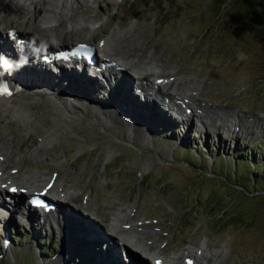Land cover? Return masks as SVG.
<instances>
[{
  "label": "rangeland",
  "instance_id": "obj_1",
  "mask_svg": "<svg viewBox=\"0 0 264 264\" xmlns=\"http://www.w3.org/2000/svg\"><path fill=\"white\" fill-rule=\"evenodd\" d=\"M24 4L17 7L15 0H0V21L8 26L14 23L30 36L46 35L58 50L79 41L97 46L111 32L119 56L129 58L138 67L160 70L158 75L177 73L175 76L184 79L172 91L197 90V103L206 104V110L212 113L206 111L204 124L181 106L186 116L179 119L162 110L159 103L144 100L142 95L138 97L134 90L129 89L124 97L121 89L110 85L112 76L92 78L79 70L74 74L81 81L73 87L67 88V81L54 83L67 90L64 93L56 90L64 96L62 99L71 101L67 95L74 97L73 104L78 106L74 122L65 123L48 111L47 104L54 96L48 93L51 88L31 86L42 89H32L36 93L18 94V97L16 92L8 96L30 99L32 112L38 116L36 125L45 141L40 144L41 134L28 131L21 120L7 117L0 110V147L8 151L16 145L12 158L4 163L1 179L13 175L18 182L35 183L33 188L37 189L45 186L50 177L66 181L76 193L66 198L63 206L75 207L107 233L114 232L107 223L113 212L121 209L125 214L133 210L130 220L145 219L139 225L143 229L138 234L144 235L142 232L146 231L145 239L162 241L164 249L160 246V251L164 257L181 256L189 246L203 250V244L208 243L210 247L205 252L210 264H264V192L262 195L250 189L252 197L229 183L234 181L233 172L235 181L249 176L246 169L250 161L245 158L240 159L248 164L240 162L235 169L231 167L234 150L257 153L256 158L264 156V125L261 124L264 120V25L259 26L256 21L249 23L248 13L254 5L227 0L220 10L217 0H25ZM261 7L258 11L264 9ZM50 50L44 52L45 56L51 55ZM240 53L246 58L238 59ZM26 64L19 69L27 70L30 63ZM42 68L34 66L28 70L55 73ZM121 74L118 72L117 80ZM97 84H102V88ZM95 111L109 123L95 119ZM236 114L244 116L234 128L226 120L237 117ZM159 119L168 122H156ZM129 130L134 135L128 136ZM180 140L181 145H177ZM108 142L112 148L106 150ZM205 146L215 150L224 147L230 154L223 161L215 154L209 156L200 150ZM200 164L207 169L211 166L215 172L220 164L227 165L229 182L210 170L199 173ZM241 183L244 188L249 186L244 180ZM255 187L264 189V181L257 180ZM55 195L61 196L53 188L48 196ZM49 214L47 218L53 219L54 214ZM13 221L20 238L11 251L3 254L0 264H67L72 246L77 242L86 243L85 238L88 239L79 234V224L74 226V231H61L43 220L27 222L24 212L19 211L18 214L11 212L8 220H0L4 248L7 238L1 228L11 227ZM38 235L45 238L49 249L50 245L57 248L52 256L47 257L55 249L44 253L46 261L45 258L41 262L35 260ZM116 237L115 244L120 243V235ZM91 239L95 261L111 264L106 259L109 245L105 249L104 244ZM150 247L151 251L158 249L156 244ZM120 248L126 257L123 245L119 244ZM137 249L140 253H130L138 261L153 264L145 258L148 254ZM185 256L175 260L176 264H187Z\"/></svg>",
  "mask_w": 264,
  "mask_h": 264
},
{
  "label": "bare ground",
  "instance_id": "obj_2",
  "mask_svg": "<svg viewBox=\"0 0 264 264\" xmlns=\"http://www.w3.org/2000/svg\"><path fill=\"white\" fill-rule=\"evenodd\" d=\"M24 2L25 0H15V6H21L22 4H24ZM43 21L44 20H42V23ZM0 26H2V29L0 28V55L10 57L11 59H9L8 61L10 62V64H13L10 68H5L2 64H0V85H6L8 89V94H0V110L3 111L5 113V116L7 117H14L21 120L22 124L28 127V131L35 130L39 133V135L41 134L36 125V123L38 122V116L36 115V113L32 112V109L30 107L32 104L29 101L30 99H16V97H18V94L24 95L26 93H36V90L32 89H42L41 87L32 88L31 86L42 85L44 87H47L46 89L51 88L52 90H50L48 93H53L54 96L51 95L53 97L49 99V103L47 104V106H49L48 111L53 112L54 115H58L65 123L74 122L77 119L75 115V109L78 107L73 104L75 103L74 97H72L71 95H67L68 97H70L71 101H65V98L62 99L61 97L64 96H61L62 94L57 93V91L64 93L67 92V90L54 83L56 81H60L63 83L64 81H67L68 84L66 87H73L76 82L81 81V77L75 75L79 73V70L82 71V74L84 73V75H86L87 77L92 78H111L112 76V78L110 79V85L112 87H116L117 89H121L123 96L127 93L129 89L131 91L134 90L136 92L135 95H137L138 97L142 95L141 97L144 100L150 99L153 100L155 103H159L162 110L164 109L167 113L174 114L176 117L179 118L182 115L186 116L184 114V110L186 109L187 112L190 113V115L197 116L196 118L200 119L205 124L204 119L207 117L205 114L208 111L212 113V110H206L208 108L206 104L197 103V100L195 98V94H198L197 90L191 89L189 93L172 91L175 90L174 88H178L180 86L179 84H181V80L184 79L183 77L181 78V76L179 75L175 76L177 73H173L170 75L167 74L168 76H166L165 74L158 75L157 72H160V70H155L152 67H138L136 66V63L129 60V58H126L125 56H119V53H116L114 36L111 32L105 35L96 46L97 52L101 53L103 50L105 51L104 59H101V62L104 64V66L101 67L93 65L91 66L88 64V62L83 61V59H75L72 62H66L65 60L54 61L56 60L55 58H50V60L46 62V53L44 54V52H47V50L50 49H57V47H53L54 44L52 43V41H50V39L46 38V35H40L39 37H35L32 35L30 36V34H25L24 32H22L20 28H18L19 26L15 25L14 23L12 26H8L7 23L0 21ZM51 28L52 26L45 27L44 30H48ZM22 37L24 39H22ZM18 39H20L21 42H18ZM39 55L41 60L39 59ZM23 57H26L27 61L30 63V65L27 66L28 68L32 69L34 68V66L36 68L43 67L42 69H47V71L49 70V72L55 73L48 74L44 71L37 70L32 72L28 70V68L27 70L19 69L21 67L19 65L20 63H22ZM58 62L63 63V66H61ZM51 63L54 64L51 65ZM50 65L52 67H50ZM51 69H53V71ZM128 71H130V73ZM118 72H121L122 74L117 80L116 76ZM66 74L70 76H65ZM52 75H57V77H54ZM96 82L99 81L96 80ZM157 82H160V84H158ZM101 85H98L100 89L103 86ZM176 85H178V87ZM23 90H25V93H17L16 97L15 95H13V97H8L11 93ZM54 90L57 91L55 92ZM121 100L123 101L122 97ZM181 106H184L185 108L183 112H181ZM107 107L111 106L107 105ZM107 107L104 106L102 108ZM211 107L212 106H210V108ZM116 110L118 111V109ZM194 110H196L198 113L191 114ZM236 115L237 117H233L232 119L229 118L226 120L229 123H232V126H234V128L236 125H238V123L236 122L241 121L239 120V118H242L244 116L243 115L239 117L238 114ZM94 117L95 119L103 122V124L109 123L108 121H105V119L102 118V115L98 114L97 112L95 113ZM252 117H249L251 118V122H253ZM222 118L224 117L222 116ZM258 119L259 117H257V120ZM261 124L264 125V120L261 121ZM232 126L230 127V129H232ZM132 131L129 130L126 132L128 136L134 135V131ZM40 137H42L40 141V144H42L45 141V137L42 134ZM111 146L112 144L108 142L106 150H109V147ZM3 148L0 147V166H2V168H0V177L3 174L2 171L5 167L4 163H6L8 159L12 158V153L16 149V145H13L11 148L12 150L9 148L8 151H4ZM34 175H36V173H34ZM35 186V183L30 184L29 181L18 182L13 175H7L2 179L0 178V220L6 218L8 220L11 212H14V214H18L19 211H23L26 215L27 222L29 220H35L40 223V221L43 220V223L48 222L59 225L58 229H60L61 231H69V229L74 231L76 229L74 228V226H76V224H79L81 226V228L79 227L81 231L79 232V234L81 235V237L86 236L88 237L89 241H91V238H93L94 242L104 244V247L107 244L109 245V247H107L108 258L106 259L107 261H111V264H123V260L124 262H128V264H146L145 262L138 261L139 259L134 257V254L130 253L131 251H133L129 248L131 244L134 245L131 247L137 251L136 253H140V251L137 249L139 248L141 251L148 254V256L145 258H149L147 260L153 261V264H176L175 260L182 258L184 255H186L185 257H187V261L189 259H192L194 264H196V262L198 264H210L211 260H208V258L210 257L205 252V248H207V246L210 247L208 243L203 244V250L202 247L199 248L197 246L198 250H195L194 247L189 246L184 250L181 256L173 255L164 257L160 251L162 241H152L147 238L145 239L146 231L142 232L144 235L138 234L141 233L140 231H142L143 229V227L139 225H142V223L145 222V219L139 221L130 220V217L133 216L134 211L132 210V213L130 211L128 213L123 214L122 210L120 209V211L113 212L110 217L108 216L109 218L107 223L109 224L108 227L110 230L116 232V235H120L121 238L119 240L122 242L124 248L123 250L126 252L125 257V255L122 253L121 248L119 249V243L115 244V241H117L118 239H115V236L109 235L107 232H105L101 225L99 226L98 224H93L92 222H90L85 216L82 215L83 213L80 214L81 212L79 213V211L75 210V207L69 205L63 206V204L60 203L57 205L58 210L54 213L53 219H48L47 217L50 214L38 217L34 215V212H32L34 210L37 211V209H34V206L31 207L29 204L23 202L24 200L22 197H24V193L29 192L30 190H38L40 192L45 191L46 193L50 194L53 192L54 188L55 191L61 194V196L64 198L73 197L76 193V189L73 187V185L66 184V181H60L57 178L50 177L48 180H46V184L42 188H33ZM47 187L50 189H46ZM63 187H65L66 190H63ZM10 189L12 191L13 189H15L14 192L21 194L17 196L13 192V196L2 195V191L9 194ZM86 202L87 200L83 201V203ZM123 219H125V221H123ZM131 221H133V223ZM67 226H69L70 228H67ZM61 227H63V229H61ZM100 234H103V236L98 237V235ZM88 239L85 238V241H88ZM153 244H156L158 249L151 251L150 246H152ZM162 249H164V246H162ZM111 256H114L115 258H112ZM136 256L138 255L136 254Z\"/></svg>",
  "mask_w": 264,
  "mask_h": 264
},
{
  "label": "trees",
  "instance_id": "obj_3",
  "mask_svg": "<svg viewBox=\"0 0 264 264\" xmlns=\"http://www.w3.org/2000/svg\"><path fill=\"white\" fill-rule=\"evenodd\" d=\"M239 1L241 0H235L236 3H238ZM219 6L221 7L220 10H222L224 8V6L226 5V2L227 0H217ZM242 2H246L247 4H251V5H254V9H251L248 13V15L250 16V22H258V25L261 26V25H264V12L263 10L262 11H258V8L259 7H264V0H242ZM225 3V4H224ZM261 7V8H262ZM139 113V112H138ZM151 116V114H149ZM133 118L136 117V115L132 116ZM156 122H158V120H156ZM162 122V121H160ZM153 125V123L151 124ZM154 125L152 126V129H153ZM151 132V136H152V133L153 131L150 130ZM155 136V135H153ZM151 138V137H150ZM175 140H178V139H175ZM174 140V141H175ZM185 140H183L184 142ZM181 142L182 140H180L179 143H177V145H181ZM176 144V143H175ZM203 148V147H202ZM217 147V149H212L211 147H207L205 146V149H200L201 151H204L205 153H207L209 156H212L213 154H215L217 157H220L223 161L224 160V157L226 156H229L230 152L228 151V149L222 147ZM237 149V148H236ZM241 150L242 149H238V150H234L231 154V160L233 162V165L231 166L233 169H235L237 167V164L242 162V164H245V162L248 164L250 161V166L248 167V174L246 176H248V179H244L242 177H239L237 179V181H235V175H234V172H233V178H234V181L236 182H229L227 180V173L229 171V168L227 165L225 166H222L220 164L219 166V169L218 171H214L213 168H211V166L207 169L205 167H202L201 164H200V167L197 166V171L200 173L202 172H205V173H208L209 170L210 172H212V174L216 173V174H219L222 178H223V181H228L231 186L233 187V185L236 187V188H240L239 190L241 191L242 189L245 190L247 193H249L251 196H252V193L249 192L250 189H253V191L255 192H261L262 195H263V192H264V189L262 188L261 190H258L256 187H255V183L257 182V180H261V181H264V156L262 158H256L257 157V153H250V154H247V153H241ZM203 152V153H204ZM222 155V156H221ZM240 158H245L246 160L248 161H243L241 160ZM214 164V163H213ZM252 164H255L254 167H252ZM196 165V163H195ZM218 172V173H217ZM244 175V173H243ZM245 176V175H244ZM250 178V179H249ZM240 180V181H239ZM246 181L249 183V186H251V188H249V186L247 187H243L242 185V181ZM254 187V188H253ZM247 188V189H246ZM235 189V188H234ZM261 195V196H262ZM253 197V196H252ZM257 197V196H256ZM14 224V225H13ZM13 224H11V227H7L4 231V234L7 236L8 238V241H9V246L7 248V250L4 248L3 246V238L2 239L0 238V260H2L1 258H3V254L7 251H11L12 248L14 247V245L16 244V241L18 240L19 241V236H18V233H17V228L14 221H13ZM1 231L3 232V230L1 229ZM27 238V237H25ZM38 242V243H37ZM37 242H35V250L34 251H37V253L35 254V260L36 261H39L41 262L42 259H44V253H48L50 251H52L51 249H55L54 251H52L49 255H47V257L49 256H52L53 254H55V251L57 248H54L50 245V248L49 249L47 246H45L46 242H45V238L41 237L40 235H38V240ZM29 257V255H23V258L24 257ZM95 252H94V247L93 246H89V245H85V244H76L73 249L71 250V252L69 253V261L67 262V264H101L99 262H96L95 261ZM22 258V260H23ZM30 258V257H29ZM45 261H46V258H45Z\"/></svg>",
  "mask_w": 264,
  "mask_h": 264
},
{
  "label": "clouds",
  "instance_id": "obj_4",
  "mask_svg": "<svg viewBox=\"0 0 264 264\" xmlns=\"http://www.w3.org/2000/svg\"><path fill=\"white\" fill-rule=\"evenodd\" d=\"M245 58L246 57H245V55L243 53H240L239 56H238V59H245ZM26 63H27V58L26 57H23L22 58V63H20L19 66L23 67V66L26 65ZM0 64H2L3 67H5V68H10L11 67L10 62L3 55H0Z\"/></svg>",
  "mask_w": 264,
  "mask_h": 264
},
{
  "label": "snow or ice",
  "instance_id": "obj_5",
  "mask_svg": "<svg viewBox=\"0 0 264 264\" xmlns=\"http://www.w3.org/2000/svg\"><path fill=\"white\" fill-rule=\"evenodd\" d=\"M0 94H8V89L6 85H0ZM15 191V189H13Z\"/></svg>",
  "mask_w": 264,
  "mask_h": 264
}]
</instances>
